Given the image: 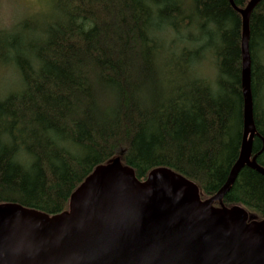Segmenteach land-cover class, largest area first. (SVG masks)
<instances>
[{"label": "trees", "instance_id": "trees-1", "mask_svg": "<svg viewBox=\"0 0 264 264\" xmlns=\"http://www.w3.org/2000/svg\"><path fill=\"white\" fill-rule=\"evenodd\" d=\"M53 3L56 18L0 31V65L20 79L0 98V204L59 214L115 157L139 180L165 167L196 183L202 199L214 195L243 134L242 23L230 1ZM249 34L252 156L264 167V0ZM222 201L264 219V176L243 167Z\"/></svg>", "mask_w": 264, "mask_h": 264}, {"label": "water", "instance_id": "water-1", "mask_svg": "<svg viewBox=\"0 0 264 264\" xmlns=\"http://www.w3.org/2000/svg\"><path fill=\"white\" fill-rule=\"evenodd\" d=\"M229 1L242 23L243 134L221 188L202 199L196 183L174 170L154 168L139 180L115 157L94 168L59 214L0 204V264H264V219L222 201L243 167L264 176L252 156L249 50V17L262 0L243 8Z\"/></svg>", "mask_w": 264, "mask_h": 264}, {"label": "rangeland", "instance_id": "rangeland-1", "mask_svg": "<svg viewBox=\"0 0 264 264\" xmlns=\"http://www.w3.org/2000/svg\"><path fill=\"white\" fill-rule=\"evenodd\" d=\"M56 12L53 0H0V31H11L23 21L41 25L47 19L56 18ZM258 59L264 66L263 53H259ZM210 71L213 75V71ZM19 87L20 79L15 69L11 65H0V98L18 90ZM261 95L264 108V85Z\"/></svg>", "mask_w": 264, "mask_h": 264}]
</instances>
